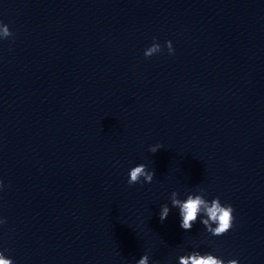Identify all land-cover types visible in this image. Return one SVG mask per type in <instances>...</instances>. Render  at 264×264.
<instances>
[{"label": "clouds", "instance_id": "1", "mask_svg": "<svg viewBox=\"0 0 264 264\" xmlns=\"http://www.w3.org/2000/svg\"><path fill=\"white\" fill-rule=\"evenodd\" d=\"M12 36L9 27L0 22V38H8ZM166 47L169 54H174L171 41L166 42ZM161 45L153 42L151 46L145 49V57H151L161 52ZM161 148L160 145L150 147V152L156 153ZM155 176L154 170H149L147 165L141 163L129 170L127 183L129 186L143 182L151 183ZM0 181V187H2ZM178 192L171 193V205L178 209L180 217V227L185 231H190L193 225L202 216L200 223L206 228L207 232L213 236H223L227 234L233 227L234 209L230 204H222L219 197L207 200L201 194L189 193L186 199H179ZM170 208L167 204L161 206L159 219L163 222L169 215ZM6 221L0 219V224ZM213 225H215L213 227ZM0 264H13L11 258H6L4 253L0 251ZM136 264H149V255L145 253L137 261ZM178 264H239L237 259H229L225 261L211 253L201 254L198 251H192L178 257Z\"/></svg>", "mask_w": 264, "mask_h": 264}]
</instances>
